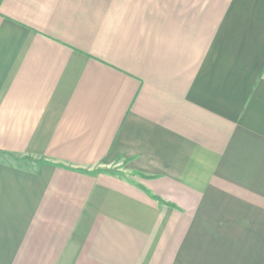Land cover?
Segmentation results:
<instances>
[{
	"label": "crops",
	"instance_id": "0c3cea01",
	"mask_svg": "<svg viewBox=\"0 0 264 264\" xmlns=\"http://www.w3.org/2000/svg\"><path fill=\"white\" fill-rule=\"evenodd\" d=\"M0 264H264V0H0Z\"/></svg>",
	"mask_w": 264,
	"mask_h": 264
},
{
	"label": "rangeland",
	"instance_id": "374dc122",
	"mask_svg": "<svg viewBox=\"0 0 264 264\" xmlns=\"http://www.w3.org/2000/svg\"><path fill=\"white\" fill-rule=\"evenodd\" d=\"M1 156H3V155H1ZM8 159L13 160L12 157L10 158L9 156H7V160H8Z\"/></svg>",
	"mask_w": 264,
	"mask_h": 264
}]
</instances>
